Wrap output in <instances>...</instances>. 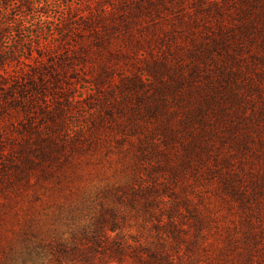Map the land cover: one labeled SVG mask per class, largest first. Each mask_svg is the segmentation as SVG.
<instances>
[{"label": "rangeland", "instance_id": "1", "mask_svg": "<svg viewBox=\"0 0 264 264\" xmlns=\"http://www.w3.org/2000/svg\"><path fill=\"white\" fill-rule=\"evenodd\" d=\"M28 1L0 9V264L110 222L174 264H264V0Z\"/></svg>", "mask_w": 264, "mask_h": 264}, {"label": "trees", "instance_id": "2", "mask_svg": "<svg viewBox=\"0 0 264 264\" xmlns=\"http://www.w3.org/2000/svg\"><path fill=\"white\" fill-rule=\"evenodd\" d=\"M33 2V0H31ZM33 4V3H32ZM34 5V4H33ZM22 6L25 9L29 7L28 0H0V9L4 11L8 7H18ZM32 6V5H31ZM106 11V8H104ZM7 12V11H6ZM3 30L7 31L4 27H0V69L4 67L6 61H8V56H11L9 52L10 47L3 52L6 48L4 45H8L7 42H4L5 35ZM5 34H9L8 32ZM58 40L54 37L53 33H49L45 36L44 40H41L39 35H33L31 32H28V38L26 42L31 45H36L35 51H38L42 45L53 44ZM60 44V42H59ZM59 46V45H58ZM32 47V46H31ZM31 52V48H24L21 51L22 56L19 57L21 61L22 57H25V53ZM25 92L21 94L24 95ZM110 225L102 226L98 229L97 236H92V244L87 247H80L79 245H74V250L71 255L70 249L68 251L66 246H61L59 249V255L64 257H75L73 258V264H106L110 263L111 260H115L117 264H174L173 259L169 256L165 249L161 246H142L137 244L138 242H129L122 232H119L115 238H112L109 233H115L118 228L117 224L110 222ZM107 227V228H106ZM134 243V244H133ZM136 243V244H135ZM55 257L54 260L56 264H61L60 256ZM54 257V256H52ZM130 260V263L127 261Z\"/></svg>", "mask_w": 264, "mask_h": 264}]
</instances>
